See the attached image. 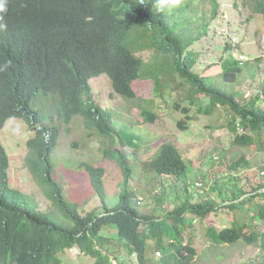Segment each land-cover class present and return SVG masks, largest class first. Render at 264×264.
Instances as JSON below:
<instances>
[{"label": "trees", "instance_id": "1", "mask_svg": "<svg viewBox=\"0 0 264 264\" xmlns=\"http://www.w3.org/2000/svg\"><path fill=\"white\" fill-rule=\"evenodd\" d=\"M197 1L182 0L180 7L162 14L156 12L155 0H4L7 10L0 13V23L7 28L0 31V64L10 60L11 66L0 71V127L9 118L19 117L33 131L27 140L26 165L53 209H39L31 196L11 186L10 158L0 140V264H61L59 254L75 247L97 257L95 264H110L105 250L118 257L119 250L113 246L120 244L112 234L122 240L129 255L137 256L139 264H192L198 255V237L216 246L256 244L263 236L253 222L264 219V171L249 190L240 188L241 196L219 202L187 195L174 207H164L161 214L145 213L137 204V188L131 184L134 167L122 155L108 152L125 176L115 206L107 203L105 169L89 161L81 164L101 198V212L83 213V201L68 199L54 173L52 154L62 124L76 115L82 117L88 137H107L111 145L119 137L126 146L138 147L136 137L117 130L112 112L91 98L90 79L101 74L108 75L115 94L127 99L139 96L136 85L144 79L152 80L159 97L174 84L184 88L186 103L175 101L173 109L189 120L222 110L235 135L232 145L248 148L258 138L264 150V96L241 103L234 91L236 71L225 70L218 80L193 70L198 51L192 45L207 33L220 11L219 0H204L210 15L201 10L200 18L206 21L200 24L202 32L194 35L192 15L199 10ZM256 5V11L264 15V0ZM141 51H152V56L145 60L138 55ZM191 105L196 106L193 113ZM141 115L146 122L157 117L148 107ZM178 124L188 128L184 120ZM250 166L242 154L228 169L237 173ZM141 167L155 177L176 176L188 191L189 164L173 142H163ZM213 216H227L229 223L207 225ZM168 248L179 259L167 255ZM157 252L162 254L159 260ZM259 264H264V256Z\"/></svg>", "mask_w": 264, "mask_h": 264}, {"label": "rangeland", "instance_id": "2", "mask_svg": "<svg viewBox=\"0 0 264 264\" xmlns=\"http://www.w3.org/2000/svg\"><path fill=\"white\" fill-rule=\"evenodd\" d=\"M219 1V15L212 19L207 33L201 38H196L192 45L198 51L197 63L193 70L218 80H221L220 75L225 70L236 71L234 91L241 103H247L254 96H264V15L256 11L257 0ZM201 3L203 7L199 5ZM196 7L199 10L192 15L194 35L202 32L200 24L206 21L200 18L204 15L201 10L204 8L209 11L208 16L210 15V5L204 3V0H198ZM138 55L149 60L152 51H141ZM240 55L245 57L241 58ZM236 57L246 60L245 63L240 65ZM237 67L242 69L236 70ZM90 84L93 101L112 112L115 128L133 134L138 147L135 149L126 146L120 142L119 137H115L113 145L107 137H88L84 121L78 115L74 116L70 123L62 124V133L52 154L54 173L63 185L68 199L83 201V213L103 210L101 198L91 186L89 173L81 165L84 161L105 169L107 203L115 206L119 201L125 176L119 162L108 152L122 155L134 167L131 184L137 188V200L140 201L137 204L145 213L161 214L164 207H174L187 195H193L196 199L217 198L219 202L230 200L242 195L240 188L249 190V185L261 179L264 171V150L258 144L259 139L244 149L232 145L235 135L229 126V118L219 109L211 115H200L198 120H189L184 113L172 107L175 101L182 104L185 102L184 88L177 89L174 84L164 88L163 97H159V91L153 89L152 80L144 79L136 85L139 96L127 99L113 92L111 80L106 74L93 77ZM147 107L157 116L153 122L144 121L141 115L142 110ZM191 110L193 113L196 106L191 105ZM15 118L22 122L27 130L25 139L18 140L8 134L6 127L10 118L0 127V140L10 158V184L31 196L39 209L51 210V201L26 165L29 152L27 140L33 135V131L24 119ZM180 120H184L188 128H180ZM165 141L173 142L189 164L188 191L176 176L155 177L146 174L141 167L145 161L156 155ZM261 141H264V131ZM242 154L247 155L251 166L237 173L230 172L228 165ZM212 218L214 221H209V218L206 220L207 225L221 226L229 223L227 216ZM253 225L257 231L263 233L256 244L238 242L215 246L210 245L205 237L196 238L198 255L192 264H259L264 256V219L254 221ZM201 228L202 226H199V229ZM112 239L120 244L113 246L119 250L118 257L110 250H105L109 255L110 264H139L137 256L129 255L122 240L115 234H112ZM171 253L175 259H179L174 250L168 248L167 255ZM155 256L159 260L162 254L157 252ZM58 258L61 264H95L97 260V257L87 255L77 247L62 251Z\"/></svg>", "mask_w": 264, "mask_h": 264}, {"label": "clouds", "instance_id": "3", "mask_svg": "<svg viewBox=\"0 0 264 264\" xmlns=\"http://www.w3.org/2000/svg\"><path fill=\"white\" fill-rule=\"evenodd\" d=\"M182 0H155L156 12L158 13H171L174 9L180 7ZM4 0H0V13L6 12ZM2 19V17H0ZM7 25L0 23V31L6 30ZM11 66V61H5L0 64V71L6 70ZM6 131L10 136L15 139L22 140L27 137V130L22 122L17 121L15 117L10 118V122L7 124Z\"/></svg>", "mask_w": 264, "mask_h": 264}, {"label": "built area", "instance_id": "4", "mask_svg": "<svg viewBox=\"0 0 264 264\" xmlns=\"http://www.w3.org/2000/svg\"><path fill=\"white\" fill-rule=\"evenodd\" d=\"M240 57H241V58H242V57L244 58L245 56H243V55L241 56V55H240ZM236 58L238 59V61H239L240 64H243V63L246 61V60H244V59L240 60L239 57H236ZM200 184H201V183H197V185H200Z\"/></svg>", "mask_w": 264, "mask_h": 264}]
</instances>
